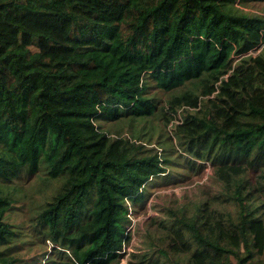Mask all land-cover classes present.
<instances>
[{"label": "trees", "instance_id": "obj_1", "mask_svg": "<svg viewBox=\"0 0 264 264\" xmlns=\"http://www.w3.org/2000/svg\"><path fill=\"white\" fill-rule=\"evenodd\" d=\"M179 163L219 190L128 264H264V0H0V264L122 263Z\"/></svg>", "mask_w": 264, "mask_h": 264}, {"label": "rangeland", "instance_id": "obj_2", "mask_svg": "<svg viewBox=\"0 0 264 264\" xmlns=\"http://www.w3.org/2000/svg\"><path fill=\"white\" fill-rule=\"evenodd\" d=\"M119 126V123L114 124V129H117ZM183 156L181 163L186 155ZM181 163L178 164L179 168H181L178 172L170 171L169 174L173 172L174 177L154 183V186L149 187L148 194L143 202L130 207L129 212L132 215V224L128 226L130 243H126L123 251H126V256L122 263L119 264H128L132 253L142 248L144 240L147 239V230L154 231L158 229L159 220L165 217L163 208H167L169 204H172L174 207L182 206L185 203L190 205L205 196L213 195L219 190V184L213 180V170L209 164H207L204 173L200 175L196 174L195 171L187 172L182 169L184 165H181ZM20 180L26 184L30 192H34L40 184H38L37 180L27 179L25 174ZM32 203L33 199L31 198L26 201L21 200L20 204L24 207L18 210L14 218L18 224L26 225V230L28 231H32V227L27 222ZM149 224L152 225L151 229L148 228ZM47 242L49 250L47 254L51 257L53 255L51 251L53 250V244L51 241ZM40 243L43 244L41 241ZM40 259V262H47L49 260L47 256L41 257Z\"/></svg>", "mask_w": 264, "mask_h": 264}]
</instances>
